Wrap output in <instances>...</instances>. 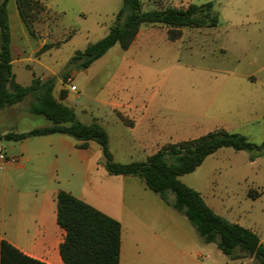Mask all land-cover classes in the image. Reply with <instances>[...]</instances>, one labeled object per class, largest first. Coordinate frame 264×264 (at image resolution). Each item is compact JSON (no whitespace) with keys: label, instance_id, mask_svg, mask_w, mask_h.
Returning a JSON list of instances; mask_svg holds the SVG:
<instances>
[{"label":"rangeland","instance_id":"obj_1","mask_svg":"<svg viewBox=\"0 0 264 264\" xmlns=\"http://www.w3.org/2000/svg\"><path fill=\"white\" fill-rule=\"evenodd\" d=\"M140 1L142 10L213 1L218 23L181 27L173 40L166 25L142 24L126 50L115 44L78 69L68 63L71 56L107 33L122 0H37L31 31L9 0L12 60L30 69L24 70L27 77L32 70L55 77L78 118L98 120L107 130L116 162L134 159L129 124L143 112L153 125V138L162 143L218 127L257 145L264 142V0ZM70 84L76 89L70 90ZM28 100L19 103V127L48 125L45 117L28 111ZM116 175L109 173V191L121 186ZM180 180L216 213L264 240V148L221 147ZM136 181L126 185L121 208V264H256L251 257L231 259L204 242L183 214ZM99 195L91 196L103 203Z\"/></svg>","mask_w":264,"mask_h":264},{"label":"trees","instance_id":"obj_2","mask_svg":"<svg viewBox=\"0 0 264 264\" xmlns=\"http://www.w3.org/2000/svg\"><path fill=\"white\" fill-rule=\"evenodd\" d=\"M8 1H0V109L29 97V112L41 115L49 125L35 127L26 132H7L0 138L19 139L27 136L64 133L78 140H94L100 145L104 166L110 174L132 175L183 214L206 243H214L230 257H251L256 264H264V245L250 228L231 222L216 213L194 188L180 180V176L193 171L206 156L221 147L234 150L260 151L264 142L257 145L239 132L224 128L209 130L197 137L167 142L145 160L120 163L113 160L106 129L99 123L80 120L74 109L53 94L56 79L33 75L28 85L18 84L12 72L11 32ZM18 15L28 31L37 0H14ZM213 1L201 4L188 3L185 7L166 6L142 10L140 0H122L107 33L76 50L69 64L78 69L87 68L110 47L118 44L126 50L134 41L139 27L146 23L166 25L168 37H178L179 28L213 27L218 23ZM84 146V143L81 144ZM173 197L170 198L169 195ZM56 222L64 230L59 254L64 264H119L120 222L74 196L59 190L56 194ZM0 264H41L3 240H0Z\"/></svg>","mask_w":264,"mask_h":264},{"label":"crops","instance_id":"obj_3","mask_svg":"<svg viewBox=\"0 0 264 264\" xmlns=\"http://www.w3.org/2000/svg\"><path fill=\"white\" fill-rule=\"evenodd\" d=\"M13 2L18 14L15 1ZM11 63L14 79L18 84L28 85L33 75L38 76L32 70L27 77L24 70H30L28 67L19 62L15 63L14 60ZM56 82L53 94L58 97ZM67 95L61 99L65 104ZM19 103L0 109V135L30 130L19 127L22 116ZM48 122L50 124L49 120ZM95 122L99 123L98 120ZM129 126L133 134L131 136L133 160H145L165 144L159 142L157 137L153 138V125L146 112L134 119ZM83 143L84 146L81 145ZM0 151L14 157V160L6 162L4 168L0 169V240L41 264H64L59 254V244L63 240L64 230L56 222V194L59 190H65L120 222L119 264H121L124 243L121 208L125 202V188L128 183L137 182L138 179L145 185L140 178L118 174L115 178H122L121 186L115 192L109 191L107 183L110 177L104 166L100 145L94 140H78L64 133L33 135L19 139L2 137ZM112 157L116 161L113 153ZM98 191L103 203H99L91 196ZM204 201L206 202L205 199ZM260 241L264 245V240Z\"/></svg>","mask_w":264,"mask_h":264},{"label":"built area","instance_id":"obj_4","mask_svg":"<svg viewBox=\"0 0 264 264\" xmlns=\"http://www.w3.org/2000/svg\"><path fill=\"white\" fill-rule=\"evenodd\" d=\"M67 81H71L68 77ZM70 90H75L76 86L74 84L69 85ZM14 160V157L7 155L4 151H0V169H3L6 162Z\"/></svg>","mask_w":264,"mask_h":264}]
</instances>
